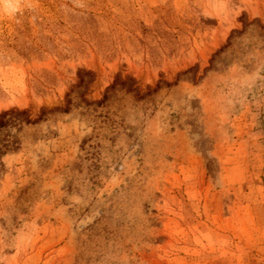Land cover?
<instances>
[{"label": "rangeland", "instance_id": "374dc122", "mask_svg": "<svg viewBox=\"0 0 264 264\" xmlns=\"http://www.w3.org/2000/svg\"><path fill=\"white\" fill-rule=\"evenodd\" d=\"M0 264H264V0H0Z\"/></svg>", "mask_w": 264, "mask_h": 264}]
</instances>
